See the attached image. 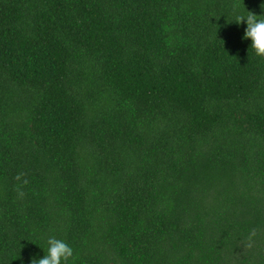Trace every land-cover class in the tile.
<instances>
[{
  "label": "trees",
  "instance_id": "16d2710c",
  "mask_svg": "<svg viewBox=\"0 0 264 264\" xmlns=\"http://www.w3.org/2000/svg\"><path fill=\"white\" fill-rule=\"evenodd\" d=\"M248 11L264 0H0V264L50 237L69 264H264Z\"/></svg>",
  "mask_w": 264,
  "mask_h": 264
},
{
  "label": "clouds",
  "instance_id": "9594fccd",
  "mask_svg": "<svg viewBox=\"0 0 264 264\" xmlns=\"http://www.w3.org/2000/svg\"><path fill=\"white\" fill-rule=\"evenodd\" d=\"M246 21L244 39L251 40L250 48L255 56L264 58V18L248 11L247 16H237L235 22L241 24ZM252 230L248 237V247H251L252 237L255 236ZM47 253L38 261L33 259L32 264H69L75 258L74 249L64 240L50 237L47 240Z\"/></svg>",
  "mask_w": 264,
  "mask_h": 264
}]
</instances>
